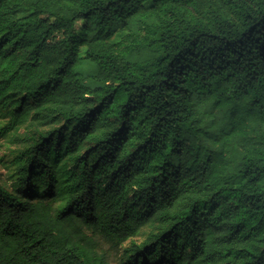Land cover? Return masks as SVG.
<instances>
[{"label": "trees", "instance_id": "1", "mask_svg": "<svg viewBox=\"0 0 264 264\" xmlns=\"http://www.w3.org/2000/svg\"><path fill=\"white\" fill-rule=\"evenodd\" d=\"M0 108V264H264V0H0Z\"/></svg>", "mask_w": 264, "mask_h": 264}, {"label": "rangeland", "instance_id": "2", "mask_svg": "<svg viewBox=\"0 0 264 264\" xmlns=\"http://www.w3.org/2000/svg\"><path fill=\"white\" fill-rule=\"evenodd\" d=\"M123 40L127 41L125 36H120L116 38V41ZM7 117L4 110L0 108V127L5 123ZM18 152V145L15 143L11 134L6 136L0 135V179L7 185L12 182V170H13V159ZM107 248V245L104 246ZM110 264H117L114 255L109 258Z\"/></svg>", "mask_w": 264, "mask_h": 264}]
</instances>
